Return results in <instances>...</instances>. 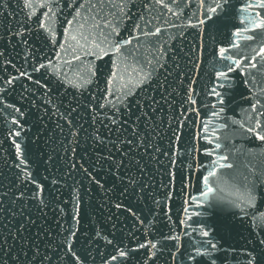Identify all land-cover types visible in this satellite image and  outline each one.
I'll return each mask as SVG.
<instances>
[{
    "label": "water",
    "instance_id": "water-1",
    "mask_svg": "<svg viewBox=\"0 0 264 264\" xmlns=\"http://www.w3.org/2000/svg\"><path fill=\"white\" fill-rule=\"evenodd\" d=\"M261 4L0 0V264H264Z\"/></svg>",
    "mask_w": 264,
    "mask_h": 264
},
{
    "label": "snow or ice",
    "instance_id": "snow-or-ice-1",
    "mask_svg": "<svg viewBox=\"0 0 264 264\" xmlns=\"http://www.w3.org/2000/svg\"><path fill=\"white\" fill-rule=\"evenodd\" d=\"M260 6H261V7H264V4H261ZM253 23H256V22L253 21ZM261 24H264V21H262ZM257 26H260V25H257ZM236 35L239 36L240 33L237 32ZM248 39H251V37H248ZM220 51H221V54H223L224 49H221ZM220 76H221V77H224V73H220ZM221 102H222V101H221ZM222 127H223V126H222ZM249 131H252V130L249 129ZM258 139L264 140V136H258ZM216 147L219 148L220 145L217 144ZM225 159H227L226 156H221V157L219 158V160L215 161L214 163L217 164L218 167H220V168H223V167H231V165H224V164L220 163L221 160H225ZM214 175H215V171H212V172L209 173V176H205V177H204V184L207 186V192H208V193H210V192L213 191V189H212L211 186L209 185V177H210V176H214ZM205 195H207V193H205ZM249 202H250V201H249ZM204 235H207V233H204ZM214 246H215V245H213V247H214ZM121 255L123 256V255H126V254H125L123 251H121Z\"/></svg>",
    "mask_w": 264,
    "mask_h": 264
}]
</instances>
